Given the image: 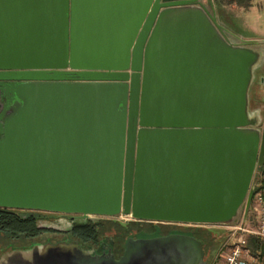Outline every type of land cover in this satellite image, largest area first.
<instances>
[{"label":"water","instance_id":"water-1","mask_svg":"<svg viewBox=\"0 0 264 264\" xmlns=\"http://www.w3.org/2000/svg\"><path fill=\"white\" fill-rule=\"evenodd\" d=\"M59 4L55 27L39 10L19 27L12 12L0 46V208L212 230L245 220L264 164L249 109L258 57L243 45L256 40L233 36L212 0ZM208 262L202 240L171 235L98 264Z\"/></svg>","mask_w":264,"mask_h":264},{"label":"rangeland","instance_id":"rangeland-1","mask_svg":"<svg viewBox=\"0 0 264 264\" xmlns=\"http://www.w3.org/2000/svg\"><path fill=\"white\" fill-rule=\"evenodd\" d=\"M217 12L218 20L232 32L233 36L236 38H241L244 40H259L264 44V0H212ZM28 211V210H22ZM244 211V210H243ZM238 220L243 217V212ZM78 218H82L81 216ZM95 219L102 218L100 216L92 217ZM119 222L126 223L132 220L128 215H119L117 217ZM254 218V210L252 206L247 216L245 225L252 226ZM74 223L72 214L57 216L47 215L46 218H43L39 221L40 226L52 227L56 231H47L41 233L39 236L31 238L24 235L11 236V233L5 231H0V264H77L76 255L69 249L67 246L59 244V242L65 243H77L76 239L68 233V229L72 227ZM238 223V222H237ZM236 223V224H237ZM165 229H168L169 225L164 223ZM167 224V225H166ZM107 229L104 230L103 237L107 241L114 240L116 247L123 246L124 240L127 237H124L123 241H118L117 235L119 234L121 226L115 225L113 227L109 223H105ZM189 224H181L177 226H185ZM193 226V225H192ZM207 230H212V227L207 225H199ZM222 228L216 227L214 230ZM132 233H136L137 225L131 226ZM140 230V228L138 227ZM166 232V231H165ZM210 232V235L207 236L211 240L212 244L207 246L208 252L212 257L217 250L219 245H217V240L214 237L213 233ZM219 233V231H217ZM221 233V232H220ZM148 234L153 235L152 231H149ZM102 237V236H100ZM113 238V240H112ZM130 239V238H129ZM133 239V238H131ZM139 240H142L139 238ZM47 244L45 245V243ZM226 245L233 242L232 235L227 236ZM37 244L36 247H32V244ZM57 243V244H54ZM41 244V245H40ZM44 244V246H42ZM30 246L32 248L26 249L24 247ZM38 247L41 249L36 250ZM120 248V247H119ZM206 258H209L206 256Z\"/></svg>","mask_w":264,"mask_h":264},{"label":"trees","instance_id":"trees-1","mask_svg":"<svg viewBox=\"0 0 264 264\" xmlns=\"http://www.w3.org/2000/svg\"><path fill=\"white\" fill-rule=\"evenodd\" d=\"M45 215L46 214L41 212L0 208V231H7L11 233V236L24 235L31 238L37 237L41 233L47 231H55V228L39 225L40 219L45 218ZM105 223H109L113 227H115V225L122 227L117 235L118 241H123L124 237L133 238L131 240H138L139 238L151 239L159 233H162V231L165 232L169 229H165V224L159 222L130 220L129 222L122 223L119 222L117 218L102 217L95 220L94 218H90L88 221L75 222L73 227L69 230V233L76 239L77 243H92L97 241L100 236H103L104 230L107 229L106 225H104ZM132 225H137V229H135L136 233L134 234L132 233L134 229H131ZM178 227L185 230V232H190L189 234L199 239L201 238L200 240H202L205 250L208 248L207 246L212 244L211 240L207 238V236L210 235V232H208L209 230L202 228V226ZM149 231H152L154 234H148ZM124 242H126V240H124ZM112 243H114V240ZM251 244L255 252L259 250L264 252V242L260 239L251 237ZM206 256L211 257L207 254Z\"/></svg>","mask_w":264,"mask_h":264},{"label":"flooded vegetation","instance_id":"flooded-vegetation-1","mask_svg":"<svg viewBox=\"0 0 264 264\" xmlns=\"http://www.w3.org/2000/svg\"><path fill=\"white\" fill-rule=\"evenodd\" d=\"M173 1H178V0H160V2H173ZM210 1V0H209ZM243 45H247L249 47H252L256 52H257V60L255 63L254 71H253V78L252 82L250 85V90H249V109L252 113H256L259 116L260 119V128H264V44L260 42L259 40L257 41H251L247 42ZM69 76L72 79H77L76 74H69ZM13 82V81H9ZM33 212H41L47 215H53V213L57 216H63V215H68L66 213H58V212H44V211H33ZM70 215V214H69ZM80 215L78 214H72L74 223L75 222H81V221H88V219L84 218H78ZM45 217V218H46ZM43 219V218H42ZM40 219V220H42ZM73 223V225H74ZM162 223V222H159ZM169 225H176V226H169L168 231L159 233L157 236L153 238H158V237H167L171 235H189L193 236L192 234H189L188 232H185L182 228H179L177 225H181V223H170V222H164ZM163 223V224H164ZM72 225V227H73ZM183 225V224H182ZM185 226H192V225H185ZM193 226H199V225H193ZM45 227V226H43ZM71 227V228H72ZM70 228V229H71ZM203 228V226H202ZM68 231L69 233V230ZM56 231V230H55ZM211 233H213L214 237L217 240V245L221 246L223 243H225L227 237L224 234L218 233L217 231L214 230H209ZM201 239V238H200ZM131 239L127 238L126 242L124 243V246H119L116 247L114 243L111 241H107L105 236L99 237L97 241L88 243V244H81V243H65V242H59V244L62 243V245H72V250L75 253V255L80 256L81 255L85 256V261L82 264H98L100 261L104 262L105 259L107 258H112L114 257L116 260H120L126 253H128L129 250V241ZM47 242L45 243V245ZM57 244V243H54ZM41 245V244H40ZM37 244H32V247H36ZM44 246V244H42ZM30 246L24 247L26 249L32 248ZM41 249V248H40ZM36 250H39L38 248ZM79 251V253H78ZM207 255H210V252H208V249L205 250ZM84 253V254H83ZM209 257V256H208Z\"/></svg>","mask_w":264,"mask_h":264},{"label":"built area","instance_id":"built-area-1","mask_svg":"<svg viewBox=\"0 0 264 264\" xmlns=\"http://www.w3.org/2000/svg\"><path fill=\"white\" fill-rule=\"evenodd\" d=\"M254 192L251 206L254 210L252 226L245 225L241 219L237 224H216L222 228L221 234L232 235L233 242L223 243L217 252L209 257L208 264H264V253L255 252L249 236L264 239V164L257 169L253 181ZM227 240V239H226Z\"/></svg>","mask_w":264,"mask_h":264},{"label":"crops","instance_id":"crops-1","mask_svg":"<svg viewBox=\"0 0 264 264\" xmlns=\"http://www.w3.org/2000/svg\"><path fill=\"white\" fill-rule=\"evenodd\" d=\"M59 1L60 0H0V46L3 43V37L5 35V32L8 33V27L12 25L10 21V19L12 18V12L15 14L14 18L16 19L17 26L19 27L26 25V23L24 22H28L30 20L33 21L37 17L43 20L42 24L55 27L58 26V11L60 6ZM36 10H39L40 15L37 17H33L31 15V12ZM57 43L58 40H54V45H57ZM2 51V56H4L3 53H7V50L6 52L5 50ZM251 237L253 236H249L250 242ZM258 239L264 242L263 238ZM258 252L262 251L259 250Z\"/></svg>","mask_w":264,"mask_h":264}]
</instances>
